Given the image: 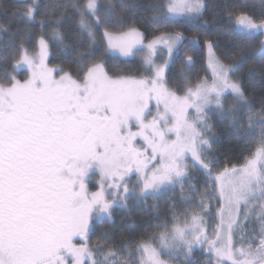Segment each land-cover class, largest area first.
I'll return each mask as SVG.
<instances>
[{"label":"snow or ice","instance_id":"1","mask_svg":"<svg viewBox=\"0 0 264 264\" xmlns=\"http://www.w3.org/2000/svg\"><path fill=\"white\" fill-rule=\"evenodd\" d=\"M48 7L50 18L41 19L39 27L43 31L54 24L49 39L67 54L75 53L76 76L82 79L47 66L44 35L31 54L23 43L13 44L12 53L0 49V59L11 58L14 72L21 65L30 71L25 80L5 71L7 83H0V264H198V251L207 264H264V96L256 111L243 82L233 78L243 61L225 63L208 40L211 77L193 83L188 70L194 60L186 55L177 73L182 87L172 89L165 70L179 57L186 39L181 33H161L145 45L144 34L127 26L122 12L135 5L124 0L121 11L113 0H68ZM205 7L204 0H167L152 11L195 20ZM60 8L71 9L72 17ZM39 9L38 0H23L20 35H32L29 26ZM236 20L249 39L264 35V21L257 23L247 13ZM65 24L74 28L62 31ZM10 32V26L0 24V33ZM160 45L169 57L164 64L155 59ZM260 47L264 50V41ZM98 51L124 57L145 53L142 63L150 75L110 76L104 62L94 59ZM229 97L232 103H226ZM210 111L243 136L256 138L239 166L217 168ZM244 116L247 128L240 123ZM191 169L203 176V191L192 182L198 178ZM93 175L100 176L96 191L88 187ZM177 185L192 209L190 215L183 213V222L174 212L171 227L165 224L135 248L89 244L96 223L110 220L115 208ZM213 201L219 223L209 236L204 225Z\"/></svg>","mask_w":264,"mask_h":264},{"label":"trees","instance_id":"2","mask_svg":"<svg viewBox=\"0 0 264 264\" xmlns=\"http://www.w3.org/2000/svg\"><path fill=\"white\" fill-rule=\"evenodd\" d=\"M68 0H40V9L36 13V23L30 25L32 35H20L19 29H24L25 25L20 18V10L23 7L22 0H0V24L11 27L9 36L0 33V49H5L9 53L13 52L12 45L19 46L21 43L24 47L33 53L37 51L38 41L41 35L49 40V64L58 66L65 71L71 72L76 76L77 64L79 63L75 53L69 55L67 52L58 47L49 39L51 34V25L43 31L39 27V21L49 20L45 13L50 11V7L55 4H64ZM83 2V0H80ZM106 2V0H102ZM119 8L120 0H113ZM124 3L135 5L130 10H124L122 14L127 18V26H134L144 34L145 40H149L161 33H181L189 38L199 40L198 46L190 45L183 42L179 57L171 62V67L167 72V84L172 89L182 87L177 80V73L180 71L183 60L186 55H191L194 60V66L188 70L191 81L195 83L198 79L209 75L206 59V41L211 40L215 45L214 52L216 56L224 60L225 63L243 61V67L240 72L236 73L234 79H240L243 82L244 90L249 100L255 105L256 111L260 110L261 97L264 96V50L260 47V42L264 41V35H257L249 39L243 34V30L237 24L236 17L241 13H247L255 18L257 23L264 21V0H204L206 5L202 12V18L191 19L189 17L176 18L173 16L164 17L154 15L152 7L157 4L167 3V0H124ZM58 11L64 12L66 16L72 17L71 9L60 8ZM233 14L232 19H228V13ZM54 19V17H53ZM125 27V30L127 28ZM74 28V24H65L62 31L67 32ZM15 34V35H13ZM9 37L12 38L11 43ZM97 46L103 48L100 38H97ZM85 51V49H81ZM19 59L20 53H15ZM95 60H104L105 68L109 75L112 76H141L146 75L144 67L140 64L137 57L131 60H122L121 58L109 54L102 55L98 51L94 57ZM89 60L88 63H92ZM7 71L10 75H15L17 79L25 80L27 70L13 71V61L0 59V73L2 79L0 83H7L4 74ZM231 97L226 103H232ZM209 123L213 125L212 132L215 135L213 144V155L219 158L217 168L221 171L223 166H239L243 163V158L248 156L251 149L256 146V138L243 136L237 128L232 127L229 122L223 121L215 112H209ZM259 119V117H254ZM244 128L248 126V117L244 116L241 120ZM257 136L259 129L256 130ZM193 176L198 180L192 182L202 191L204 190L203 176L192 170ZM185 194L188 192V183L184 185ZM180 186L165 192L159 197H149L146 200H129L126 208L115 209L112 213L113 220L105 221L102 224L96 223L94 234L91 236L89 244L94 246L98 241L107 245L119 246L122 243H130L132 248L141 240H147L153 235H158L163 231L164 225L171 227L174 223L173 213L179 214V220L185 219L183 213L192 211L189 204L181 199ZM216 201L212 202V216L205 217V226L209 233H213L219 223L215 217ZM198 211V209H196ZM104 233H110L105 236ZM121 237H124L122 240ZM204 255V254H201ZM198 264H204L199 259Z\"/></svg>","mask_w":264,"mask_h":264},{"label":"rangeland","instance_id":"3","mask_svg":"<svg viewBox=\"0 0 264 264\" xmlns=\"http://www.w3.org/2000/svg\"><path fill=\"white\" fill-rule=\"evenodd\" d=\"M23 1V0H22ZM39 1L40 0H38V3H39ZM173 17H176V18H182V17H185V16H173ZM239 26V25H238ZM153 38H150L149 40H145L144 39V44L146 45L149 41H151ZM39 48V47H38ZM162 49V51H160ZM37 51H38V49H37ZM109 55H111V56H115V57H118V58H121L122 60H131L132 58H134V57H137L138 59H139V62H140V64L144 67V65H143V63H142V60H143V56H144V54L145 53H138L137 55H135V56H129V57H124V56H121L119 53H112V52H109L108 53ZM49 57H50V52H49V56H48V59H47V61H46V63H47V66L49 67V68H55V69H59V67L58 66H51L50 64H49ZM208 57H209V53H208V49H206V59H207V66H208ZM156 59V63L157 64H164V62H165V60H168L169 59V57H168V53H167V50H166V48H163V46L162 45H160V46H158V55H157V57L155 58ZM103 62H104V64H105V61L104 60H102ZM27 70V76H26V79L28 78V76L30 75V71L27 69V66L26 65H21V67L17 70V72L18 71H20V70ZM106 69V68H105ZM168 69L169 68H166V70H165V79H167V72H168ZM208 71H209V75L207 76L208 78H210L211 77V69L209 68V66H208ZM53 75H54V77L55 78H59V74L57 73V72H54L53 73ZM146 75H150V73H147ZM146 75H141V76H146ZM110 76H112V75H110ZM125 76H133V75H125ZM141 76H135V77H137V78H140ZM113 77H117V76H113ZM75 78V77H74ZM2 79V76H1V73H0V80ZM166 82H167V80H166ZM153 104H154V102H153ZM153 111H155V108H153ZM193 115H194V113H193ZM191 170H194V169H191ZM99 180H100V176L99 175H93L92 177H91V181L89 182V184H88V187H89V190L90 191H96L97 190V185H98V182H99ZM135 182H136V177L133 175L132 177H131V179L128 181V184H129V187L131 188V187H134L135 186ZM179 187V185H177L175 188H178ZM175 188H172V189H175ZM172 189H168V190H166V191H163V192H160V193H157L156 195H155V197H159V196H161V195H163L165 192H167V191H170V190H172ZM151 197V196H150ZM124 208H126V207H117V208H115V209H124ZM114 209V210H115ZM99 222V221H98ZM204 227H205V230H206V232H207V234L209 235V236H212V233H209L208 231H207V228H206V226L204 225ZM156 243L158 244L159 242L158 241H156ZM202 253H200L199 251L198 252H196V253H194V259H198L199 258V256L201 257L200 259V261L201 262H203L204 264H207V259H206V256L205 255H201ZM164 259H168V257L167 256H165V257H163ZM170 264H182V262L180 261V260H173V261H170Z\"/></svg>","mask_w":264,"mask_h":264},{"label":"water","instance_id":"4","mask_svg":"<svg viewBox=\"0 0 264 264\" xmlns=\"http://www.w3.org/2000/svg\"><path fill=\"white\" fill-rule=\"evenodd\" d=\"M183 36L186 37V39L184 41H187L188 40V43L190 45H193V46H198L199 45V40L198 39H196V38H189V37H187L185 35H183Z\"/></svg>","mask_w":264,"mask_h":264},{"label":"flooded vegetation","instance_id":"5","mask_svg":"<svg viewBox=\"0 0 264 264\" xmlns=\"http://www.w3.org/2000/svg\"><path fill=\"white\" fill-rule=\"evenodd\" d=\"M205 48L207 49V47H206V46H205ZM110 220H113V217H111V219H110ZM105 221H109V220H104V221H102V222H98V223L102 224V223H103V222H105ZM200 258H201V257L199 256V258H198V259H199V260H201ZM198 259H197V260H198Z\"/></svg>","mask_w":264,"mask_h":264},{"label":"crops","instance_id":"6","mask_svg":"<svg viewBox=\"0 0 264 264\" xmlns=\"http://www.w3.org/2000/svg\"><path fill=\"white\" fill-rule=\"evenodd\" d=\"M160 35V34H159Z\"/></svg>","mask_w":264,"mask_h":264}]
</instances>
